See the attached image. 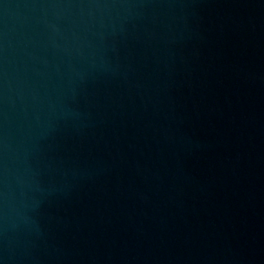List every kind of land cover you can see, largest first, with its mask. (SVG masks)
Here are the masks:
<instances>
[{
	"label": "water",
	"instance_id": "obj_1",
	"mask_svg": "<svg viewBox=\"0 0 264 264\" xmlns=\"http://www.w3.org/2000/svg\"><path fill=\"white\" fill-rule=\"evenodd\" d=\"M0 264H264V0H0Z\"/></svg>",
	"mask_w": 264,
	"mask_h": 264
}]
</instances>
